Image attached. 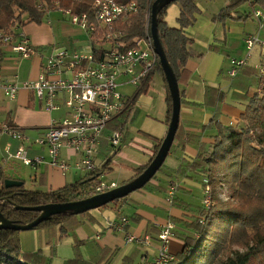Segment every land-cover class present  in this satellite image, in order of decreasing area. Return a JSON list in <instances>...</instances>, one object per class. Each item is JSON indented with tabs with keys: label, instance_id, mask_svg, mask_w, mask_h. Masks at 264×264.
Here are the masks:
<instances>
[{
	"label": "crops",
	"instance_id": "crops-1",
	"mask_svg": "<svg viewBox=\"0 0 264 264\" xmlns=\"http://www.w3.org/2000/svg\"><path fill=\"white\" fill-rule=\"evenodd\" d=\"M192 1L197 13L193 24L184 29L183 34L201 57L189 59L180 76L178 135L161 169L142 189L120 201L75 215L59 226L19 232L21 253H39L46 264H152L158 251V235L167 222L175 225L169 251L176 258L182 253L183 236L188 233L186 225L195 221L204 209L206 174L203 163L198 168L195 165L214 144V124L238 129L248 99L260 89V79L254 69L262 57L260 50L254 60L257 64L248 61L235 77L228 75L230 60L244 57L247 36L258 34L264 39V29L258 30L252 16L255 9L264 8L263 2L244 0L228 18L219 20V13L230 0ZM180 9L179 4H172L166 10L164 23L168 28L179 29ZM69 18V14L60 10H46L41 23H26L12 29V33L7 34L11 36V42L0 49V85L13 83L19 87L14 100H9L0 88V128L2 125L13 126L29 138L28 143H21L0 133V173L7 180L22 182L24 188L32 192L48 193L90 179L95 183L122 187L136 178L139 168L149 165L167 133L164 82L155 73L156 78L150 76L146 93L136 99L134 122L132 120L126 130H122L120 146L117 149L110 147L107 142L109 128L101 137L93 158L94 174L77 170L81 156L67 149L59 152V160L70 167L67 171L62 172L49 164L47 150L35 145L33 140L52 122L64 117V96L55 100L56 110L46 111L34 91L23 89L21 85L38 79L47 57L55 49L94 54L93 37L72 25ZM249 20L255 24L254 30L249 29ZM23 38L37 51L36 55L22 59L11 49ZM154 80L160 87L156 96L151 90ZM21 145L28 158L39 157L41 163L25 166L9 157ZM214 174L217 180L222 172L217 169ZM91 175L94 176L91 178ZM171 185L176 189L169 200L167 192ZM224 186L216 185L211 189L212 193L216 195V191H222ZM122 217L128 223L121 231L106 229L108 221H118ZM129 236L136 240L128 243Z\"/></svg>",
	"mask_w": 264,
	"mask_h": 264
},
{
	"label": "trees",
	"instance_id": "trees-1",
	"mask_svg": "<svg viewBox=\"0 0 264 264\" xmlns=\"http://www.w3.org/2000/svg\"><path fill=\"white\" fill-rule=\"evenodd\" d=\"M121 5L135 3L137 13L125 23H118L116 29L122 34L123 47L135 48L136 42L145 38L146 29L150 33V14L157 0H114ZM264 0H258L260 3ZM244 0H230L217 19L224 20L243 4ZM94 0H0V35L12 33V29L26 23H41L47 9H56L70 16L86 15L93 22ZM172 4H179V29H170L164 23L166 10ZM44 6L45 8H42ZM264 6V5H263ZM197 8L192 0H176L163 7L157 16V35L177 83L185 72L189 59L199 58L191 48L183 30L193 24ZM96 27V25H95ZM10 31V32H9ZM9 32V33H7ZM92 38V37H91ZM99 33L93 36V53L98 56L105 48ZM2 42L0 39V49ZM159 74L164 82L167 104L166 125L171 118V99L159 61L151 73ZM150 78L136 92L128 97L123 113L109 126L125 129L136 115L135 103L138 96L146 93ZM260 89L248 99L241 125L238 129L214 124L216 136L210 150L203 153L195 167L204 165L203 172L209 185H227L230 190L228 201L217 199L212 193V207L202 209L198 218L186 225L188 233L183 236L182 253L177 257L183 264H264V78L258 80ZM178 131L176 132V136ZM162 142L156 148L155 155ZM154 155V156H155ZM154 158V157H153ZM148 166V165H147ZM147 166L139 168L136 177ZM107 167V164L104 168ZM222 172L215 180V170ZM94 175H91V178ZM7 180L0 173V213L10 223L24 226L35 221L38 211L17 210L37 209L46 205H59L86 199V194L96 187L94 179L67 185L48 193L32 192L24 188H5ZM213 190V189H212ZM75 215L59 214L43 221L37 228L59 226ZM36 228V229H37ZM19 232L0 230V264H46L39 254H23L19 248ZM80 264V263H74Z\"/></svg>",
	"mask_w": 264,
	"mask_h": 264
},
{
	"label": "built area",
	"instance_id": "built-area-1",
	"mask_svg": "<svg viewBox=\"0 0 264 264\" xmlns=\"http://www.w3.org/2000/svg\"><path fill=\"white\" fill-rule=\"evenodd\" d=\"M137 10L135 3L121 5L114 0H94L92 23L86 15L70 16L69 20L90 38L99 33V40L105 47L103 51L96 56L55 49L47 57L38 79L22 83L23 89L34 91L37 99L43 102L46 111L56 110L55 100L58 96H64L63 104L66 108L64 117L60 121L52 122L40 137L33 140L35 145L47 150L49 164L52 167L62 172L70 168L68 164L59 160L60 150L67 149L81 156L76 165L77 170L94 174L96 165L93 158L100 139L108 130V126L120 117L126 106L127 98L118 91L119 87L130 85L140 89L150 78L158 58L153 51L147 29L145 38L138 40L135 48L120 50L123 47L122 34L116 29V25L127 22ZM252 16L258 30L264 29V8L255 9ZM0 39L2 45L12 40L7 34H1ZM244 45L246 48L244 57L230 60L228 75L235 77L247 66L252 51L259 48L262 57L254 69L259 79L264 78V39L258 34L250 35L245 38ZM11 49L22 59L37 54L25 38ZM0 88L9 100H14L19 90L13 83H4ZM0 133L7 134L21 143L29 142V138L13 126L2 125ZM121 139L122 129L117 127L111 130L107 142L112 149H117ZM9 157L19 160L25 166L38 165L42 160L39 157L28 158L22 145ZM203 185V207L209 210L212 207V190L207 179L203 181ZM117 188L115 184L100 182L85 196L87 199ZM175 189L174 185L168 188L169 200L174 196ZM127 223V219L122 217L118 221H108L106 229L121 231ZM174 236L175 225L167 222L158 235V251L152 264H183L169 251V242ZM135 240L132 236L127 237L128 243ZM146 242L148 243L147 239Z\"/></svg>",
	"mask_w": 264,
	"mask_h": 264
},
{
	"label": "water",
	"instance_id": "water-1",
	"mask_svg": "<svg viewBox=\"0 0 264 264\" xmlns=\"http://www.w3.org/2000/svg\"><path fill=\"white\" fill-rule=\"evenodd\" d=\"M176 0H157L153 3L151 8V22H150V38L152 41V48L155 55L158 58L160 67L162 69L164 79L166 81L170 99H171V118L169 125L167 127V133L165 138L162 140V143L152 159L147 168L136 177L134 180L128 184L118 187L115 190H112L107 193H103L91 198H87L81 201H76L72 203L59 204V205H46L37 209H19L17 210H28V211H38L40 213L39 217L32 223L24 226L12 224L8 222L3 215L0 213V230H11L14 232H26L36 229L43 221L49 220L51 217L71 213L73 215H79L90 210L98 209L104 207L110 203H113L117 200L123 199L130 195L131 193L142 189L161 169L169 151L175 139L176 132L179 125V114H180V94L178 89V83L176 77L167 62L163 48L158 39L157 35V16L159 11L175 2ZM23 185L22 182L14 180H5L4 187L9 188H19Z\"/></svg>",
	"mask_w": 264,
	"mask_h": 264
},
{
	"label": "rangeland",
	"instance_id": "rangeland-1",
	"mask_svg": "<svg viewBox=\"0 0 264 264\" xmlns=\"http://www.w3.org/2000/svg\"><path fill=\"white\" fill-rule=\"evenodd\" d=\"M42 8H45V7L42 6ZM47 10H49V9H47ZM248 25H249V29L254 30L255 24L253 22H251L249 20ZM9 32H7V33H9ZM258 53H259V48H255L252 51L251 58L249 59V63L253 62L256 59V55H258ZM253 64H257V62L254 61ZM153 75L155 77V73H153ZM159 89H160L159 82L154 80V84L153 85L151 84V90L153 92V96H156L157 92H159ZM119 90H120L122 95H124L126 97H131L136 92L137 88L130 86V85H124V86L119 87ZM133 122H134V120H133ZM128 126H129V124H128ZM216 196H217V199H219L220 201H223V202L228 201V199L230 197V190L228 189L227 185L224 186L222 191H219V190L216 191Z\"/></svg>",
	"mask_w": 264,
	"mask_h": 264
}]
</instances>
